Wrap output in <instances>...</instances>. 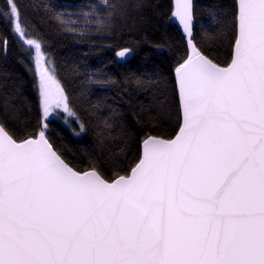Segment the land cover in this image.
Returning <instances> with one entry per match:
<instances>
[{"label": "snow or ice", "instance_id": "6c2138e0", "mask_svg": "<svg viewBox=\"0 0 264 264\" xmlns=\"http://www.w3.org/2000/svg\"><path fill=\"white\" fill-rule=\"evenodd\" d=\"M127 9L97 0L75 20L48 12L64 32L110 40ZM225 17L222 59L197 42L192 0H175L167 19L181 49L158 105L175 126L147 128L110 169L82 168L49 131L53 119L86 123L46 41L18 0H4L0 50L13 42L28 54L38 120L21 126L7 102L0 113V264H264V0H233ZM132 51L119 47L116 62Z\"/></svg>", "mask_w": 264, "mask_h": 264}, {"label": "trees", "instance_id": "16d2710c", "mask_svg": "<svg viewBox=\"0 0 264 264\" xmlns=\"http://www.w3.org/2000/svg\"><path fill=\"white\" fill-rule=\"evenodd\" d=\"M3 2L0 0V5ZM18 2L23 15L46 41L45 49L54 61L57 77L87 126L82 132L79 124L69 128L53 119L49 135L69 158L82 168L95 159L110 169L112 161L132 157L147 128L172 131L175 111L162 115L158 105L170 94L171 68L181 49V34L167 19L173 0H124L128 17L119 22L117 34L110 40L96 33L90 39H81L64 32L48 12V8H53L75 20L82 5L97 0ZM192 3L197 42L225 58L231 38V33L223 30L225 13L233 0ZM6 30L5 23L0 22V35ZM119 47L133 50L130 60L116 62ZM29 62L28 54L16 43H9L6 56L0 50V113L7 102L10 114L18 116L21 126L30 127L38 120V99L34 77L26 67Z\"/></svg>", "mask_w": 264, "mask_h": 264}, {"label": "water", "instance_id": "95a60500", "mask_svg": "<svg viewBox=\"0 0 264 264\" xmlns=\"http://www.w3.org/2000/svg\"><path fill=\"white\" fill-rule=\"evenodd\" d=\"M175 3V0H173V4ZM131 57H132V53H131V55L126 59V60H122L120 63H124V62H127L128 60H130L131 59ZM115 59H116V61H117V57L115 56Z\"/></svg>", "mask_w": 264, "mask_h": 264}, {"label": "rangeland", "instance_id": "374dc122", "mask_svg": "<svg viewBox=\"0 0 264 264\" xmlns=\"http://www.w3.org/2000/svg\"><path fill=\"white\" fill-rule=\"evenodd\" d=\"M61 112H62V110H61ZM62 123H63V121H62V119H59ZM75 124V123H74Z\"/></svg>", "mask_w": 264, "mask_h": 264}]
</instances>
